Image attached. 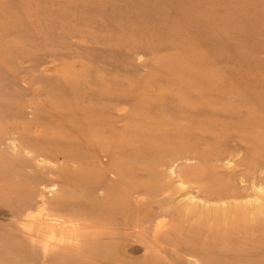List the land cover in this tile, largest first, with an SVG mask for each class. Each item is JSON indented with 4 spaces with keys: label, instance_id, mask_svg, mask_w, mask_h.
Listing matches in <instances>:
<instances>
[{
    "label": "rangeland",
    "instance_id": "rangeland-1",
    "mask_svg": "<svg viewBox=\"0 0 264 264\" xmlns=\"http://www.w3.org/2000/svg\"><path fill=\"white\" fill-rule=\"evenodd\" d=\"M243 1L0 0V264H222L212 221L264 206V1Z\"/></svg>",
    "mask_w": 264,
    "mask_h": 264
},
{
    "label": "bare ground",
    "instance_id": "bare-ground-1",
    "mask_svg": "<svg viewBox=\"0 0 264 264\" xmlns=\"http://www.w3.org/2000/svg\"><path fill=\"white\" fill-rule=\"evenodd\" d=\"M263 1L264 0H244L243 3L241 4V7H244V6L247 7L248 3H251V2L252 3L253 2L263 3ZM238 4L235 6V8L240 7L238 6ZM236 27H237V24H236ZM220 29L223 31L222 27H220L219 30ZM258 29H260V30H257L258 32H261V33L264 32V27H259ZM228 32L230 34L240 35L238 33L240 32L239 27H237L236 32H232V33L230 31ZM255 49H258V48H255ZM262 49H264V46L262 47ZM251 68L252 69L264 68V64L262 65L253 64L251 65ZM257 89H260V91ZM252 91L261 95V92L264 91V82H260V86L257 88L253 87ZM141 148L137 149L134 153H132L133 160H137L141 158V155L143 154V151H144V149H141ZM133 171L134 170L132 169V171L128 174V176H130ZM89 182H90L89 179H87L85 176L83 179H81V181L77 183L75 182L73 187H79V188L85 187L86 188ZM90 183L93 185V188H96V184L92 182ZM93 188H92V194H94V191H95L93 190ZM99 204H101L104 208V202L99 203ZM58 206L60 209H62L61 204H59ZM65 209L68 210L66 212L71 213V215L69 216L73 217V221H85V222L92 221V222H95L96 224L104 226L105 219L104 217L101 218L99 214L95 213V208L94 209L91 208L93 209V213H89L88 212L89 210L86 212H82L80 211V209L71 207L70 205L64 206L63 210ZM256 211L258 212L261 211V214L258 215L257 218H252L248 216V213H256ZM53 223L55 224L56 222H53ZM212 223H213V228L211 229V232H212L210 234L211 238L210 240H208L209 241L208 244L212 248L208 250L215 253V256H214L215 261H220V263L222 264H264V261L258 262V261H252V260H237L235 262H232V258L229 255H227L228 253H231L233 251H240L250 246H258L264 250V233L262 234L255 233L256 228L259 226V224L264 225V206L257 210H252V209L247 208L246 206L238 205L233 208L231 214L217 215L216 220L212 221ZM238 233H243V237L240 240H237V238H235L234 236ZM226 244L230 246L227 247ZM3 253L5 256H8V257L13 256L11 255L12 253L10 251L5 252V250H3ZM99 254L98 256H100L101 258H104V251Z\"/></svg>",
    "mask_w": 264,
    "mask_h": 264
}]
</instances>
